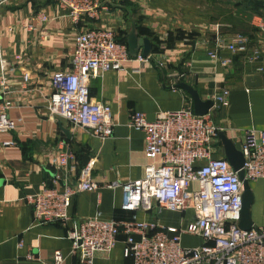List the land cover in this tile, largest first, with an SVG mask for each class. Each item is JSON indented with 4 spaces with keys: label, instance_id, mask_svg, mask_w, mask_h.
<instances>
[{
    "label": "crops",
    "instance_id": "1",
    "mask_svg": "<svg viewBox=\"0 0 264 264\" xmlns=\"http://www.w3.org/2000/svg\"><path fill=\"white\" fill-rule=\"evenodd\" d=\"M87 1L88 9L74 21L54 0H0V70L9 81L5 98L12 102L9 116L16 121L13 130L0 133V264H50L55 250L64 257L61 264H80L67 236L72 222L34 224L26 197L40 192L43 183L56 188H62L64 181L74 183L93 157L90 178L99 187L71 197L68 212L73 219L101 215L125 221L135 215L157 228L185 227L194 219L191 209L182 213L159 209L155 201L147 211L122 209L121 189L106 187L113 181L141 178L150 162L144 154L143 133L128 125L132 111L153 120L159 112L193 109L189 94L173 87L178 82L188 83L202 99L228 90L227 106L213 117L237 148L247 130H264V71L259 70L264 69V0H231L234 3L228 6H215L214 0ZM39 12L50 19L39 22L35 19ZM88 28L112 30L126 46L133 31L139 46L135 54H141L142 38L152 45L148 59L139 60L128 52L120 70H107L88 81L89 100L111 109L114 126L107 139L73 129L65 119L50 118L45 108L46 96L52 92L51 74L69 67L75 36ZM217 31L226 39L236 33L246 36L249 47L260 51L259 59L246 62L221 50L230 62L212 60L208 51ZM17 54L23 59L15 60ZM255 75L261 84H247L246 77ZM62 129L69 130L70 138ZM6 141L13 143L4 145ZM61 141L74 153L66 172L50 163ZM214 156H224L223 149L217 147ZM250 186L253 203L259 201L264 183ZM250 216L254 225L264 226V208ZM118 238L109 254L95 255L93 264H132L123 253L124 234ZM202 242L197 235L181 236L183 247Z\"/></svg>",
    "mask_w": 264,
    "mask_h": 264
},
{
    "label": "built area",
    "instance_id": "2",
    "mask_svg": "<svg viewBox=\"0 0 264 264\" xmlns=\"http://www.w3.org/2000/svg\"><path fill=\"white\" fill-rule=\"evenodd\" d=\"M66 10L74 21L89 7L87 0H54ZM39 22L50 17L39 12ZM226 50L242 56L246 62L259 59L260 51L250 48L246 36L236 33L226 39L218 31L208 56L222 64L230 62L221 54ZM140 53L139 60L148 59ZM22 54L14 56L23 59ZM129 58L125 43L116 40L112 30L88 28L75 36L74 48L67 69L51 74L52 92L46 96L45 108L50 118L65 119L73 129L107 139L112 136L114 122L108 104L91 102L88 81L107 70H120ZM259 70L264 69L259 67ZM27 81V75L23 76ZM9 81L0 70V133L15 128L9 116L12 102L5 96ZM228 90L214 94L213 106L205 114H195L191 107L176 111L159 112L153 120L145 113L132 111L128 125L140 130L144 136V154L150 162L139 179L113 181L108 188L121 189V208L134 211L152 208L185 212L191 209L194 219L185 227H156L137 219L135 215L125 221L107 219L101 215L77 221L68 212L70 199L77 192L93 191L99 185L90 178L95 163L91 158L74 183L64 181L62 188L47 187L28 195L36 225L71 221L67 236L71 253L79 256L80 264H93L97 253L109 254L119 235L124 234L123 253L132 264H264V226L253 225L242 229L238 223L242 209L243 182L225 156L216 157V148L222 151L218 134L224 127L214 120L217 110L227 106ZM6 141L4 145H11ZM244 162V177L250 181H264V130L250 129L243 136L240 147ZM74 160L70 146L61 141L50 156V163L66 172ZM60 175L56 176V178ZM184 233L197 235L203 242L194 247H183ZM18 243V246H21ZM30 260L31 255H25ZM64 257L59 250L53 253L50 264H61ZM15 264V263H14Z\"/></svg>",
    "mask_w": 264,
    "mask_h": 264
},
{
    "label": "water",
    "instance_id": "3",
    "mask_svg": "<svg viewBox=\"0 0 264 264\" xmlns=\"http://www.w3.org/2000/svg\"><path fill=\"white\" fill-rule=\"evenodd\" d=\"M140 46H141V55L143 57H147L150 54L152 48L150 40L147 38H142V44ZM127 48H128V52L133 55L139 49L138 42L133 31L127 37ZM246 82L247 84L260 85L261 79L257 75L248 76L246 77ZM173 87L181 88L189 94L192 100L193 111L195 114H199V115L205 114L213 106V101L211 99H202L198 91L184 81L178 82L177 84L173 85ZM62 130L67 136V138H70L69 130L68 129H62ZM218 137L220 139V143L225 158L231 164L233 170L237 171L239 178L243 182L242 209H241V215L238 225L242 229H249L254 225V222L250 216V210L254 201V196L250 183L244 177V171L242 169L244 158L242 152L240 151V149H238L235 146V144L223 131L219 132Z\"/></svg>",
    "mask_w": 264,
    "mask_h": 264
},
{
    "label": "rangeland",
    "instance_id": "4",
    "mask_svg": "<svg viewBox=\"0 0 264 264\" xmlns=\"http://www.w3.org/2000/svg\"><path fill=\"white\" fill-rule=\"evenodd\" d=\"M201 1L206 2V0H201ZM228 2L232 3V4L234 3V2H231V0H227V1L226 0H214V5L216 6V4L218 5V3H220V5L228 6L229 5V4H227ZM169 3H173V2L169 0ZM252 4H253V2H250L249 7L255 8ZM258 183H264V181L263 180H252V181H250V184L252 185L253 188H255V186H257ZM263 192L264 191L261 192V199L259 201L256 200L253 203L251 210H250V213H253L254 210H256L258 212H261L263 210V208H264V204H263L264 203V193Z\"/></svg>",
    "mask_w": 264,
    "mask_h": 264
},
{
    "label": "trees",
    "instance_id": "5",
    "mask_svg": "<svg viewBox=\"0 0 264 264\" xmlns=\"http://www.w3.org/2000/svg\"><path fill=\"white\" fill-rule=\"evenodd\" d=\"M250 3V2H249ZM115 37H116V35H115ZM116 40H118V41H120V42H123L124 43V40H122V39H119V38H117L116 37Z\"/></svg>",
    "mask_w": 264,
    "mask_h": 264
}]
</instances>
